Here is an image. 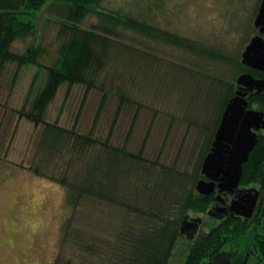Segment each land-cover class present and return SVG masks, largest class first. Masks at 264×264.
Here are the masks:
<instances>
[{"label": "rangeland", "instance_id": "obj_1", "mask_svg": "<svg viewBox=\"0 0 264 264\" xmlns=\"http://www.w3.org/2000/svg\"><path fill=\"white\" fill-rule=\"evenodd\" d=\"M257 4L258 0H103L99 10L132 16L191 45L178 46L116 25L117 35L112 37L119 45L110 49L95 77L97 86L86 96L76 130L104 138L122 98L111 144L120 146L125 141L128 151L137 152L145 142L144 157L190 173L215 126L222 82L237 77L230 63L236 57L240 60L255 34ZM97 22L96 15H89L83 26ZM65 40L52 13L44 9L33 34L15 40L12 50L21 52L31 43L38 44L42 48L39 62L49 64ZM15 70V63H7L0 74V264H53L58 255L73 264H113L121 227L133 215L103 202H84L72 215L65 208L66 188L46 177L63 176L70 151L52 163H42L39 146L44 126L18 115L19 110H29L46 79L45 70L22 66L13 82ZM67 89L66 84L59 86L43 116L64 128L74 122L84 85L72 86L65 98ZM103 92L106 99L93 123ZM37 163L42 175L32 169ZM71 164L69 176L77 163ZM68 216H73L76 229L63 243L61 225ZM188 216L201 219L199 233L215 222L206 213ZM184 254L182 238L173 249L171 263L179 264Z\"/></svg>", "mask_w": 264, "mask_h": 264}, {"label": "trees", "instance_id": "obj_2", "mask_svg": "<svg viewBox=\"0 0 264 264\" xmlns=\"http://www.w3.org/2000/svg\"><path fill=\"white\" fill-rule=\"evenodd\" d=\"M102 1L0 0V74L7 63L16 64L13 82L17 78L18 68L25 65L40 67L46 73V79L34 95L29 110H19L18 115L34 125L44 126L39 146L42 163H52L59 155L70 151L63 176L44 177H50L51 181L66 188L64 206L71 209V215L88 201L118 206L133 215L121 227L123 229L119 235L113 264H172L173 249L182 238L185 239V254L179 264H211L219 250L226 248L230 250L231 264H247L249 260H253L255 264H264V234L257 230L255 216L243 220L241 217L228 215L219 221L215 220L206 231L198 233L191 240L180 232L181 224L190 212L206 213L215 200L214 193L199 194L195 185L203 178L201 163L210 149L223 109L238 88L236 78L221 83L223 93L217 101L219 106L214 116L215 126L190 173L179 172L174 166H165L157 158L144 157L145 142H142L137 152L128 151L125 141L120 146L111 144L113 126L124 103L122 98L116 105L104 138L93 137L90 132L82 134L76 130L86 96L97 86L95 77L105 66L110 49L119 45L112 37L117 35L116 25L146 36L162 37L178 46L190 48L191 45L169 32H158L132 16L116 10H99ZM44 9L52 13L54 21L59 25V33L66 36V40L58 47L55 59L49 64L39 62L42 48L38 44L31 43L21 52L12 50L15 40L33 34L37 16ZM89 15H96L99 22L84 27L83 23ZM211 56L228 59L219 54ZM230 64L235 68L236 76L249 73L255 78H264V72L243 65L238 57ZM62 84H66L68 88L65 98L72 86L84 85L78 112L70 128H64L57 122H47L43 118L48 104ZM105 99L106 94L103 92L93 123L96 122ZM246 99L248 108L264 110V93L252 91L247 94ZM135 117L136 114L131 125ZM71 163L78 165L69 176ZM40 165L37 163L32 166L37 175H42ZM240 184H256L261 194H264V140H259L249 152L242 165ZM73 220V216H68L62 222L63 243L75 232ZM53 264L73 263L68 258L60 260L58 255Z\"/></svg>", "mask_w": 264, "mask_h": 264}, {"label": "water", "instance_id": "obj_3", "mask_svg": "<svg viewBox=\"0 0 264 264\" xmlns=\"http://www.w3.org/2000/svg\"><path fill=\"white\" fill-rule=\"evenodd\" d=\"M254 26L259 27V32L264 31V0H261L257 15L254 18ZM240 61L243 65L264 72V39L256 34L253 35L244 50L241 52ZM238 88L234 96L227 101L219 124L213 135L209 151L203 158L200 172L207 177L196 182L195 189L199 194L209 195L218 193L215 200L220 201V193H234L239 189L242 174V165L247 160L249 152L257 143L256 131L264 127L263 112L248 108L246 96L249 92L264 93V79L255 78L249 73H241L236 77ZM249 193L248 200L241 198L233 199L229 210L240 215L250 217L256 204L258 192L253 188L243 190ZM225 209L219 208V210ZM199 219L182 222L180 232L197 230ZM211 264H230L228 252H218Z\"/></svg>", "mask_w": 264, "mask_h": 264}, {"label": "flooded vegetation", "instance_id": "obj_4", "mask_svg": "<svg viewBox=\"0 0 264 264\" xmlns=\"http://www.w3.org/2000/svg\"><path fill=\"white\" fill-rule=\"evenodd\" d=\"M260 2H261V0H258L257 10H256V12L254 14V18L257 15ZM254 18H253V26H254ZM254 28H255V34L254 35L258 34L264 39V31L261 33V32H259V27H255L254 26ZM260 79H264V78H260ZM252 109H254V108H252ZM257 110L262 111L263 115H264V110H262V109H257ZM256 134H257V138H258L257 142L259 140H264V127L263 128H259L256 131ZM203 178L207 180V177H205L204 175H203ZM238 187H239V189H242V191H237V192H234V193H228V192L220 193V201L214 200L212 202L211 206L209 207V209L207 210L206 214L210 215L211 217L214 218V220H217V221L221 220L222 218H224V217H226L228 215L241 217V218H243V220L251 219L253 216H255V218L257 220L256 222L258 223L257 224V230L259 231L260 234H264V194L263 195L261 194V192L259 190V187L256 184L255 185L254 184H249V185L248 184L247 185L239 184ZM249 188H253V189L257 190V192H258L256 204H255V207L253 209V212H252L251 216L250 217H245V216L240 215L239 213H237V212H235L233 210L232 211L229 210V205H230V203H231V201L233 199L241 198L243 201H246V200L249 199L250 194L243 192V190L249 189ZM213 193H214V197H215L216 194L218 193L216 187H215ZM220 207L221 208L225 207V209L219 210ZM193 219H195V218H192V217H189V216L186 217V221H189V222L193 221ZM200 226H201V219H199L197 230L195 232L192 233L191 230H186V231L182 232V235L186 239L191 240L199 233ZM221 251L228 252L230 254L229 248L219 250V252H221ZM248 262H247V264H248ZM230 264H231V254H230Z\"/></svg>", "mask_w": 264, "mask_h": 264}]
</instances>
